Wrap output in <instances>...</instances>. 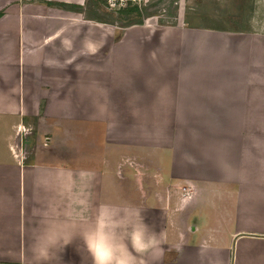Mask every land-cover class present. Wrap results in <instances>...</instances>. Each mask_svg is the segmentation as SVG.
<instances>
[{
    "label": "crops",
    "instance_id": "crops-1",
    "mask_svg": "<svg viewBox=\"0 0 264 264\" xmlns=\"http://www.w3.org/2000/svg\"><path fill=\"white\" fill-rule=\"evenodd\" d=\"M103 3L0 0V264H93L98 222L134 264H264V21Z\"/></svg>",
    "mask_w": 264,
    "mask_h": 264
},
{
    "label": "rangeland",
    "instance_id": "rangeland-1",
    "mask_svg": "<svg viewBox=\"0 0 264 264\" xmlns=\"http://www.w3.org/2000/svg\"><path fill=\"white\" fill-rule=\"evenodd\" d=\"M132 6L135 4L112 10L106 8L103 3L102 18L105 22L124 27L122 25L125 19L120 11ZM139 7L141 15L135 17L132 15L134 20L141 19L143 23L146 18L158 17V25L170 27L182 20L190 28H224L232 32L249 27L246 22L252 18L258 17L264 21V0H152L143 5L140 3ZM119 32L120 29L115 30L116 37ZM164 158L167 160V156L164 155ZM207 221L215 223V219L211 217L207 218Z\"/></svg>",
    "mask_w": 264,
    "mask_h": 264
},
{
    "label": "clouds",
    "instance_id": "clouds-1",
    "mask_svg": "<svg viewBox=\"0 0 264 264\" xmlns=\"http://www.w3.org/2000/svg\"><path fill=\"white\" fill-rule=\"evenodd\" d=\"M83 239L87 250L92 255L93 264H134L133 259L118 254L115 233L110 234L108 226L104 223L98 222L95 229L86 233ZM136 239L140 241L143 238L137 233ZM69 243H71V238L65 242L64 246ZM143 243L148 245L150 241L143 239Z\"/></svg>",
    "mask_w": 264,
    "mask_h": 264
},
{
    "label": "trees",
    "instance_id": "trees-1",
    "mask_svg": "<svg viewBox=\"0 0 264 264\" xmlns=\"http://www.w3.org/2000/svg\"><path fill=\"white\" fill-rule=\"evenodd\" d=\"M128 9H123L120 11V14L124 15V18L125 19V23L124 25L122 26H129L131 24H141V19H139L138 21L134 20L133 17H131L132 15L135 16H140L141 14V8L139 6H132V7H127ZM215 29H221L223 30L222 28H215Z\"/></svg>",
    "mask_w": 264,
    "mask_h": 264
},
{
    "label": "built area",
    "instance_id": "built-area-1",
    "mask_svg": "<svg viewBox=\"0 0 264 264\" xmlns=\"http://www.w3.org/2000/svg\"><path fill=\"white\" fill-rule=\"evenodd\" d=\"M106 8L109 9H119L124 8L128 5H137L139 6L142 3V0H104Z\"/></svg>",
    "mask_w": 264,
    "mask_h": 264
}]
</instances>
